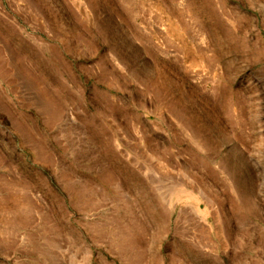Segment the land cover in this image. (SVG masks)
<instances>
[{
  "label": "rangeland",
  "instance_id": "1",
  "mask_svg": "<svg viewBox=\"0 0 264 264\" xmlns=\"http://www.w3.org/2000/svg\"><path fill=\"white\" fill-rule=\"evenodd\" d=\"M0 264H264V0H0Z\"/></svg>",
  "mask_w": 264,
  "mask_h": 264
}]
</instances>
